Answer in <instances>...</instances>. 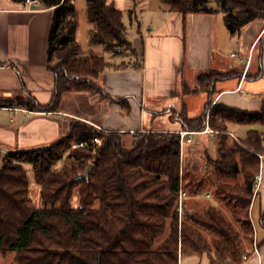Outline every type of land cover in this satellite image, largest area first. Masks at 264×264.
Returning <instances> with one entry per match:
<instances>
[{"label":"trees","instance_id":"16d2710c","mask_svg":"<svg viewBox=\"0 0 264 264\" xmlns=\"http://www.w3.org/2000/svg\"><path fill=\"white\" fill-rule=\"evenodd\" d=\"M86 1L88 19L94 24L90 44L102 45L108 52L126 49L137 55L128 39L123 11L108 0ZM39 2L52 8L46 63L55 75L53 100L45 105L31 94L0 97V106L55 111L63 94L71 91L101 93L105 98L97 78L124 62L118 65L95 52L82 53L74 0ZM163 2L183 15L222 12L233 34L252 21H264V0H216L215 5L211 0ZM232 74L211 69L198 76L196 88L185 82V94L207 91L209 100L199 116L180 114L189 130L202 131L209 125L222 132L221 158L209 159V166L214 165L217 174L213 196L231 211V219L216 205L202 212L184 209L179 217L181 179L189 195L202 193L208 183L183 170L180 132L140 133L128 150L119 133L86 123L47 146L0 151V159L5 158L0 164V252H15L16 264H179L181 256L204 254L209 264H242L255 236L250 207L261 170L258 153L264 151V132L250 129L242 141L228 143L227 124L264 125V107L251 111L212 105L214 81ZM119 102L129 108L125 99ZM80 142L87 145L73 147ZM62 158L76 163L52 168ZM22 162H30L31 167L25 168ZM89 163H93L89 177L78 178ZM29 172L41 188L40 207L30 206ZM76 188L79 205L74 207L71 200Z\"/></svg>","mask_w":264,"mask_h":264},{"label":"crops","instance_id":"0c3cea01","mask_svg":"<svg viewBox=\"0 0 264 264\" xmlns=\"http://www.w3.org/2000/svg\"><path fill=\"white\" fill-rule=\"evenodd\" d=\"M158 6L162 9L161 0ZM51 19L52 8L43 7L40 2L28 4L25 1L0 0V97L11 99L31 94L41 104L52 102L55 75L46 63ZM217 20V12L183 15L169 11L160 22L148 29L140 26L137 37L131 43L138 57L141 55V61L129 66L124 64L121 68L109 67L99 75L97 81L105 90V98L71 91L63 94L60 107L55 111L0 106V114H8L10 123H13L0 124V150L51 144L67 135L70 119L83 120L103 131L117 132L123 141L129 143L145 132H186L181 142L183 170L202 178L196 166V162L200 161L189 156L194 148H198L201 140L193 146L192 137L210 134L215 138L217 157L203 152L209 163V159L221 158L219 133L222 132L209 125L202 131H192L183 125L180 113H186L189 117L199 116L209 100L207 91L185 94L183 84L186 82L191 88H196L198 76L211 69L233 71L231 76L214 81L212 105L256 109L260 105L252 104V99L239 92L243 91L249 76L258 77L264 72L258 68L250 74L253 52L264 36V21H252L235 34L238 38L246 36L248 39L243 48V54L248 57L242 67L223 59L217 48ZM92 27L91 24L89 32ZM217 54L222 59L217 60ZM231 56L236 57L234 52ZM112 63L118 64L115 61ZM138 63L142 66L138 67ZM232 78V81L225 83ZM121 99L126 100L128 109L120 104ZM232 124L236 123L227 124L226 140L228 143L234 140L240 142L241 138L231 130ZM201 157L203 155L199 154ZM209 169L208 166L206 171ZM259 174L261 184L254 192L250 207L258 251L253 252V244H249L245 254L250 257L242 264H264V162ZM205 195L210 196V193ZM197 196L187 193L183 212L184 209L194 211L197 208L201 201ZM179 264H209V258L204 259L203 255L181 256Z\"/></svg>","mask_w":264,"mask_h":264},{"label":"rangeland","instance_id":"374dc122","mask_svg":"<svg viewBox=\"0 0 264 264\" xmlns=\"http://www.w3.org/2000/svg\"><path fill=\"white\" fill-rule=\"evenodd\" d=\"M109 2H113L118 8H120L123 11L124 14V22L127 26L128 30V39L130 42H133L134 38L138 35V28L141 26L143 29H148L152 26V24H156L157 22H160L169 11V7L167 4H165L162 0V9L158 6L159 0H108ZM26 2V0H25ZM87 1L86 0H74L76 11H77V19H78V41L81 44V51L83 54H88L90 52L98 53L102 56H104L108 61L110 62H117L118 64L124 62L125 66H129L130 64L134 63L135 61H141V55L138 57L136 54L132 53L130 50H120L117 49L115 51H106L104 50L102 45H96L93 46L89 42V29L91 28V24L94 27V24L90 22L87 16ZM216 0H211V4L215 5ZM218 13V20H217V31H216V37H217V48L220 49L221 55L223 59H229L232 62L238 63L244 67L246 63V59L248 55L243 54V48L244 43L248 40L246 36L244 38H238L235 34L231 33L227 26L224 23L223 19V13ZM92 27V28H93ZM218 51V50H217ZM142 51L140 50V53ZM234 52V55L236 57L231 56V53ZM254 61L251 64L250 68V74L254 72V70H257L258 68H262L264 71V36L262 40L257 45L255 51L253 52ZM222 57H219L217 54V60L222 59ZM232 79L226 80L225 83H229L232 81ZM219 85V83H218ZM241 95L249 97L254 102L252 104H259L260 107L256 109H249V110H261L264 107V72L262 75L258 77H250L247 78L245 81V84L243 86V91L239 92ZM91 95H97L100 98H103L101 93L97 94H91ZM237 95V94H236ZM258 105V106H259ZM212 107V105L210 106ZM181 114V113H180ZM179 116L181 117V115ZM11 117L8 114H0V124H13L10 123ZM87 122H84L83 120H76V119H70V129L71 131H77L78 129H81V127H84ZM88 124V123H87ZM250 129H257L259 131L264 132V125L261 124H232L231 130L235 133L236 136L241 138V141L243 138H245L247 131ZM155 132H161V133H168V132H162V131H155ZM66 136V135H65ZM64 136V137H65ZM63 137V138H64ZM122 138V136H121ZM193 143L191 145H195L196 143H199V140H201L200 145L198 148H194L190 153L189 156H192L191 158H195L196 160H199L200 162H196V166L199 168V174L206 180L208 179V183L202 193L197 194V197H200L197 208H195V211L202 212L210 205H216L221 208L224 215L231 219V211L225 208L224 206L220 205L217 200L213 196L214 191V183L217 180V174L215 172L214 165H210L207 161V155L203 152L207 151V153L211 156L216 158L217 157V142L215 141V138L210 134H204V135H194ZM62 139V138H61ZM139 139V136L135 139L134 142H136ZM60 139H57L58 141ZM101 141V140H100ZM129 143V141H123L122 143L126 149H132L133 145L135 143ZM101 143V142H100ZM49 145V144H48ZM47 146V145H45ZM74 147V146H73ZM76 148V147H74ZM18 149H26V148H18ZM14 150V149H12ZM2 151V153H5L7 151ZM199 154L203 155V158H199ZM4 157H1L0 164H3ZM75 160L72 158H62L56 160L52 164V168H62L64 165H72L75 164ZM23 166L25 168H30L31 163L30 162H22ZM210 167L209 170L206 171L207 167ZM30 177V195H31V207H40L42 205L41 202V188L40 186L35 183L32 172H29ZM210 179V180H209ZM241 179V180H240ZM239 182L242 181V177L238 179ZM183 184L184 179H183ZM210 193V196H206V193ZM72 205L74 207H77L79 205V192L78 188L75 189L74 195L72 197ZM157 241V243H159ZM254 241H253V252H254ZM257 244V243H256ZM258 246V244H257ZM15 252H8V253H1L0 252V264H16L15 262ZM244 255V254H243ZM248 255V254H247ZM249 256V255H248ZM204 259L207 258V255H203ZM200 259V258H199ZM243 259V256H242Z\"/></svg>","mask_w":264,"mask_h":264},{"label":"built area","instance_id":"2783aa9c","mask_svg":"<svg viewBox=\"0 0 264 264\" xmlns=\"http://www.w3.org/2000/svg\"><path fill=\"white\" fill-rule=\"evenodd\" d=\"M39 0H26V3L31 4V3H38ZM181 139L185 136L186 132H181ZM188 141H191V138H188ZM94 142L100 143V139L99 138H94ZM87 145V142H80V143H75L73 146L74 147H83ZM259 158H260V163L262 164L264 162V152L262 153H258ZM261 184V174L256 175V182H255V192L258 191L259 186ZM187 196V191L184 189L183 186V181L181 179L180 181V187H179V194H178V200H177V210L179 215L181 216V214L183 213V202L185 197ZM254 252L258 251V247L257 244L254 242ZM250 256H248L247 254L243 255V260H247Z\"/></svg>","mask_w":264,"mask_h":264},{"label":"water","instance_id":"95a60500","mask_svg":"<svg viewBox=\"0 0 264 264\" xmlns=\"http://www.w3.org/2000/svg\"><path fill=\"white\" fill-rule=\"evenodd\" d=\"M93 167V163H89V165L84 169V171L78 175V178H88Z\"/></svg>","mask_w":264,"mask_h":264}]
</instances>
